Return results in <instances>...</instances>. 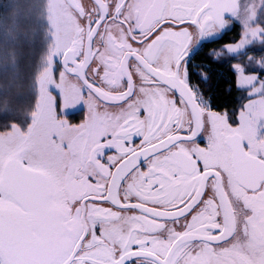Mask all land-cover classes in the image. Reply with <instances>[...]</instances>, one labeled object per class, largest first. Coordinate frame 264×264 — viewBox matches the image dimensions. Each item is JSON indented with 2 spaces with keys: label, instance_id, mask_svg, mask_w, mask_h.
Masks as SVG:
<instances>
[{
  "label": "snow or ice",
  "instance_id": "snow-or-ice-1",
  "mask_svg": "<svg viewBox=\"0 0 264 264\" xmlns=\"http://www.w3.org/2000/svg\"><path fill=\"white\" fill-rule=\"evenodd\" d=\"M0 264H264V0L0 17Z\"/></svg>",
  "mask_w": 264,
  "mask_h": 264
},
{
  "label": "trees",
  "instance_id": "trees-1",
  "mask_svg": "<svg viewBox=\"0 0 264 264\" xmlns=\"http://www.w3.org/2000/svg\"><path fill=\"white\" fill-rule=\"evenodd\" d=\"M24 0H0V17L14 16L18 8L22 7ZM217 81L212 82V87L216 91H222L223 82L220 81L221 87H216Z\"/></svg>",
  "mask_w": 264,
  "mask_h": 264
},
{
  "label": "flooded vegetation",
  "instance_id": "flooded-vegetation-1",
  "mask_svg": "<svg viewBox=\"0 0 264 264\" xmlns=\"http://www.w3.org/2000/svg\"><path fill=\"white\" fill-rule=\"evenodd\" d=\"M215 46V45H214Z\"/></svg>",
  "mask_w": 264,
  "mask_h": 264
}]
</instances>
